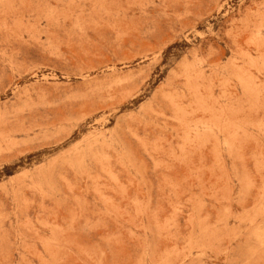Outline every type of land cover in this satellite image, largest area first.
Listing matches in <instances>:
<instances>
[{
  "label": "rangeland",
  "instance_id": "rangeland-1",
  "mask_svg": "<svg viewBox=\"0 0 264 264\" xmlns=\"http://www.w3.org/2000/svg\"><path fill=\"white\" fill-rule=\"evenodd\" d=\"M0 264H264V0H0Z\"/></svg>",
  "mask_w": 264,
  "mask_h": 264
}]
</instances>
